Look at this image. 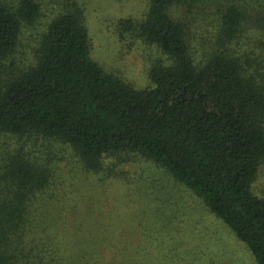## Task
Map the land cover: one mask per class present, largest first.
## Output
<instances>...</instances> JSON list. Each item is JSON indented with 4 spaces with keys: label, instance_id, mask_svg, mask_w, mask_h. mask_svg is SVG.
I'll return each mask as SVG.
<instances>
[{
    "label": "trees",
    "instance_id": "16d2710c",
    "mask_svg": "<svg viewBox=\"0 0 264 264\" xmlns=\"http://www.w3.org/2000/svg\"><path fill=\"white\" fill-rule=\"evenodd\" d=\"M181 2L148 0L142 20L120 21L121 35L131 32L168 60L152 66L151 87L136 89L92 58L81 0H0V135L13 143L0 160V264H64L25 240L30 201L53 177L30 154L38 139L69 146L92 173L108 157L151 161L264 264V199L252 189L264 161V57L229 49L247 19L237 4L222 12L215 41L197 56L188 25L170 12ZM44 5L52 16L35 60L19 70L11 59Z\"/></svg>",
    "mask_w": 264,
    "mask_h": 264
},
{
    "label": "rangeland",
    "instance_id": "374dc122",
    "mask_svg": "<svg viewBox=\"0 0 264 264\" xmlns=\"http://www.w3.org/2000/svg\"><path fill=\"white\" fill-rule=\"evenodd\" d=\"M81 1L92 58L136 89L151 87L150 70L166 63V56L131 32L121 35L119 29L123 19L142 20L148 0ZM231 4L247 19L229 49L244 59H263L259 22L264 7L259 0H184L170 12L188 25L194 51L201 56L215 41L222 12ZM44 9L43 17L25 28L11 59L19 70L35 60L39 37L53 12L52 6ZM9 141L0 135V160L13 145ZM34 142L30 154L53 174L50 186L30 201L25 240L36 254L46 249L44 253L57 254L64 264L78 257L77 264H257L246 245L194 192L151 161L108 157L102 170L92 173L69 146ZM252 189L264 199V161ZM88 246L90 256L85 254Z\"/></svg>",
    "mask_w": 264,
    "mask_h": 264
}]
</instances>
